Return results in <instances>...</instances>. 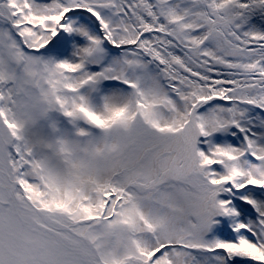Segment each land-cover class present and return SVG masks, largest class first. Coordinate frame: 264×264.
Here are the masks:
<instances>
[{
	"label": "snow or ice",
	"instance_id": "snow-or-ice-1",
	"mask_svg": "<svg viewBox=\"0 0 264 264\" xmlns=\"http://www.w3.org/2000/svg\"><path fill=\"white\" fill-rule=\"evenodd\" d=\"M0 264H264V0H0Z\"/></svg>",
	"mask_w": 264,
	"mask_h": 264
}]
</instances>
